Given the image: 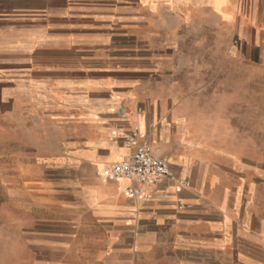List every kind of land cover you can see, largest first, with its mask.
I'll return each instance as SVG.
<instances>
[{"label": "crops", "instance_id": "1", "mask_svg": "<svg viewBox=\"0 0 264 264\" xmlns=\"http://www.w3.org/2000/svg\"><path fill=\"white\" fill-rule=\"evenodd\" d=\"M164 1L0 0V135L43 122L75 137L35 153L65 173L58 185L39 181L43 189L76 201L62 234H99L75 264H140L144 253L157 264L179 246L264 264V144L249 140L264 137V0ZM156 11L179 13V28ZM187 119L198 139L191 159L179 136ZM133 132L173 174L131 199L127 179L99 172L128 159ZM179 199L191 209L179 211Z\"/></svg>", "mask_w": 264, "mask_h": 264}, {"label": "rangeland", "instance_id": "2", "mask_svg": "<svg viewBox=\"0 0 264 264\" xmlns=\"http://www.w3.org/2000/svg\"><path fill=\"white\" fill-rule=\"evenodd\" d=\"M156 1L166 4L164 0ZM171 2L175 6L179 4V0ZM215 2L219 4L220 0ZM153 17L157 21L165 19L168 29L179 28L176 21L179 13L167 15L163 11H156ZM161 27L160 24L153 25L155 30ZM172 48L168 47L169 50ZM185 49L192 50L193 47L189 44ZM200 50H207V44L201 45ZM254 114L252 108L249 111L250 129H255L257 124ZM193 129L195 126L192 120L187 119L179 124L182 146L186 157L190 159L198 144ZM64 130L62 124L48 125L40 122L33 125L24 122L19 129L9 127L6 137L0 135V264H75L79 251H85L87 243L95 241L99 236L98 233H78L76 236L62 234L59 223L65 216V208L72 207L76 201L65 189L49 191L38 183L44 181L58 185L65 176L63 169L35 161V153H55L75 140V137L66 136ZM249 140L254 144H264V137H258L255 132ZM178 203L179 211L191 209V204H185L180 199ZM71 242L74 249L63 248L64 244ZM140 257V264H148L157 255L144 253ZM158 257L160 259L157 264H172V258H179V264H193V261L199 259H204L208 264H224L222 254L197 255L180 246L177 255L168 251L161 252ZM165 257L169 260H165Z\"/></svg>", "mask_w": 264, "mask_h": 264}, {"label": "built area", "instance_id": "3", "mask_svg": "<svg viewBox=\"0 0 264 264\" xmlns=\"http://www.w3.org/2000/svg\"><path fill=\"white\" fill-rule=\"evenodd\" d=\"M136 137L135 132L126 137L129 145H135L127 160L115 162L99 172L100 176L108 180L127 179L129 184L123 192L131 199L145 197L144 186L155 185L160 179L172 176L168 161L154 153L146 135H139L140 140L137 142Z\"/></svg>", "mask_w": 264, "mask_h": 264}, {"label": "bare ground", "instance_id": "4", "mask_svg": "<svg viewBox=\"0 0 264 264\" xmlns=\"http://www.w3.org/2000/svg\"><path fill=\"white\" fill-rule=\"evenodd\" d=\"M142 135H145V133H142ZM170 169H171V168H170ZM101 171H102V169H101ZM171 173L173 174L172 169H171ZM180 201H181V199H180Z\"/></svg>", "mask_w": 264, "mask_h": 264}]
</instances>
